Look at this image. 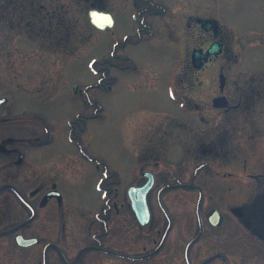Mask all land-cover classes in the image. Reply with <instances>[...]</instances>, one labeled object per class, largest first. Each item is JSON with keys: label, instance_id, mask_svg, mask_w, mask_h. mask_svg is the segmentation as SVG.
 <instances>
[{"label": "rangeland", "instance_id": "1", "mask_svg": "<svg viewBox=\"0 0 264 264\" xmlns=\"http://www.w3.org/2000/svg\"><path fill=\"white\" fill-rule=\"evenodd\" d=\"M156 2L159 3L155 1L154 4ZM118 3V0H0V97L8 99L0 114H22L27 118L39 112L43 115L44 135L40 141L44 144L33 156L43 159L45 182L55 180L63 198L57 214L56 208L50 205L44 210V242L52 239L55 228L58 247L69 262L81 246L94 245L93 234L104 231L94 217L104 207L97 188L101 173L94 164L82 161L81 149L125 179L127 170L137 161L140 140H197V104L200 96L211 98L215 94V74L222 60L212 61L201 71L191 68V51L207 44L209 37L202 35L194 24L187 26V17L211 15L214 6L216 16L227 26L224 27L227 47L236 54L235 39L229 37L233 34L231 29L238 43L240 40L248 46L246 56H263L260 43L264 38V0H204V5H200L199 0H162L167 10L163 15L150 18L154 28L157 27L153 32L136 30L146 21L143 17L136 19L138 13L132 16L130 26L123 12L119 15ZM106 7L114 10L117 25L112 30H95L85 13L90 8ZM139 34L140 42L121 47L123 36L131 35L130 39L136 40ZM114 53L129 57L133 68L111 69L110 66L109 80L104 85H110L111 76L114 83L103 90L95 88L106 77L103 61L116 62ZM185 65H188L186 82L183 80ZM225 67L229 72L228 65ZM174 76L179 80L178 96L188 101L185 123L181 122L184 113H179V105L172 97ZM74 87L78 88L76 93H73ZM94 101L102 109L97 110ZM96 111L98 117L81 125L84 127L82 133L75 124L73 135L81 133V139L72 141L69 122L77 120L76 112L95 114ZM173 111L176 113H173L172 135H165L164 128L171 123L168 113ZM206 114L213 117L214 113ZM252 115L254 128L260 127L262 114L259 109ZM153 125H157L156 134ZM9 129V126H0V137ZM253 134L260 135L255 131ZM164 160H168L167 155ZM219 179L207 173L196 179V183L205 187L200 206L203 233L188 250L191 263L199 264L201 259L218 250L224 251L230 261H236L234 264L254 263L257 259L251 252L254 245L240 227L233 225L228 215L219 227L205 222L204 214L209 209H223L222 204H218L222 201L220 190H224ZM197 197L196 192L187 189L168 190L161 196L172 220L168 248L173 250L172 263L166 260V251L142 263L123 262L100 252L86 251L78 264H181L184 243L198 232ZM159 206L151 203V225L163 231L166 221ZM26 215L23 208L13 205L12 223ZM111 218L108 233L99 236L102 245L115 251L123 247L141 248L142 244L131 242L123 245L116 222L119 216ZM124 229L128 235L135 233L127 223ZM23 233L28 235L31 231ZM4 240L7 243L0 251V264H42L39 249L19 248L7 239L0 242ZM47 264L62 262L52 252L47 256Z\"/></svg>", "mask_w": 264, "mask_h": 264}, {"label": "flooded vegetation", "instance_id": "2", "mask_svg": "<svg viewBox=\"0 0 264 264\" xmlns=\"http://www.w3.org/2000/svg\"><path fill=\"white\" fill-rule=\"evenodd\" d=\"M118 1L119 15L123 12V18L130 26L134 14L138 13L136 19L145 18L143 26H137L138 32L156 31L157 27L154 28L150 18L155 15H163L167 10L161 3L162 0ZM155 1L160 4L157 2L154 4ZM199 4L204 5V0H199ZM149 5H154L158 9L150 8ZM102 10L112 14L113 28H115L117 22L113 14L114 10L108 7L102 8ZM215 12L216 8L213 6L211 15H189L186 22L187 26L194 24L202 35L209 37L207 44L198 47V49L205 52L213 43H218L221 46L219 54L210 55L207 61L197 69V71H201L212 61L222 60L215 74V94L211 98L200 96L197 104V140H146V142L140 140V150L136 154L137 161L127 170L128 176L125 179L100 159L90 155L85 149L80 150L82 161L86 164H94L101 173L97 187L102 194L104 204L101 212L94 215L95 221L102 225L104 231L92 235L95 241L94 245H85L101 249L88 251L100 252L131 263L151 261L162 251H166V260L172 263L173 250L168 249L171 245L169 239L172 227L171 217L168 215L171 221L169 229V219L166 215L167 225L163 231L154 229L151 225V203H157L159 206V199L161 200L162 194L168 190L187 189L196 192L199 197L201 195V204L204 199L205 187L196 183V179L203 173H207L213 177L221 178L219 180L222 181L224 190L219 188L222 201L218 204H222L223 209L221 208L222 210L219 211L223 221L228 215L234 223L233 225L240 227L254 245L251 252L257 259L254 263L248 264H264V38L260 43L263 56H246L248 46L240 40L238 43V38L228 27L233 33L229 37L235 39L233 49L236 54H234L227 47L225 35L227 30L224 29L227 26L221 23ZM206 21L216 22V30L213 28L208 31L204 30L202 25ZM130 38L131 35L123 36L121 47H124L125 44L135 45L141 40L140 34L136 40ZM251 45L252 47L256 46L255 44ZM113 57L116 62H111L108 59L103 61L107 65L105 68V65L103 66L106 77L96 84L95 88L103 90L110 88L114 83V78L111 76L110 85H104L106 80H109L107 72L110 71V66L113 67L111 69L133 68L129 57L116 56L115 53ZM120 62L127 64L121 65ZM225 65H228L229 72L225 71ZM186 67L183 75L185 82L188 80V65ZM191 68H193L192 65ZM173 78L171 82L172 97L179 105V113H184L183 116L181 115V122L185 123L188 120V101L178 96L176 87L179 80L175 76ZM97 103L94 101L97 110L102 109ZM3 106L1 105L0 109ZM256 109H259L262 114V125L254 128L252 113ZM211 111L214 113L213 117L207 116L206 112ZM173 113L176 112L168 113L171 123L164 128L165 135H172ZM37 114L30 118L22 114H0V126L10 127L7 134L0 137V240L7 239L8 242H14L17 234L24 238H34L35 243L29 247H19L15 242L14 244L23 249H39L42 256L45 247L52 244L53 246L47 250V256L53 252L60 259L56 249L59 239L55 228H53L54 233L51 234L52 239L44 242V210L50 205L54 209L56 208L55 213L57 214L63 204V198L61 194L59 197L55 194V191L59 192L55 180L50 183L45 182L43 159L33 156V152L39 150L44 144L40 141L44 135V118L41 112ZM98 114V111L95 114L76 112L77 120L69 122L70 139L78 142L84 130L81 125L92 117H98ZM75 124L79 126L77 128L81 132L76 136L73 135ZM153 126L156 134L157 125ZM206 129H209L208 132ZM254 131L260 135L254 136ZM165 155L168 156L166 161L164 160ZM146 174L151 175L153 183L145 196L150 219L146 225L142 226L132 210L129 189L143 186L148 181ZM160 176H163L164 179L161 180ZM50 193L53 195L45 200L46 195ZM133 198L139 199V194L134 192ZM13 205L23 208L27 212L24 218L15 223H12ZM33 209L35 210L34 215ZM112 215L119 216L116 222L120 242L123 245L130 244V242L138 246L142 244L141 248L131 250L123 247L115 251L102 245L99 236H105L108 233V224L112 220ZM126 223L127 227L130 225L135 229V233L128 235V232H125ZM24 230L31 231V233L26 235L23 233ZM157 233L159 234L158 238H156ZM6 243L5 240L0 242V251L4 249L3 246ZM189 243V240L186 241L182 247L181 264H192L188 255L189 249H187ZM82 247L78 249L77 253ZM78 260L75 264H78ZM211 262L234 264L236 261H230L224 251L218 250L201 259L199 264Z\"/></svg>", "mask_w": 264, "mask_h": 264}, {"label": "water", "instance_id": "3", "mask_svg": "<svg viewBox=\"0 0 264 264\" xmlns=\"http://www.w3.org/2000/svg\"><path fill=\"white\" fill-rule=\"evenodd\" d=\"M86 19L88 22L98 30H104L106 28H112L114 24L113 17L111 13L107 11H102V10H97V9H90L87 11L85 14ZM216 22L214 21H206L203 25L202 28L206 31L210 30L213 28L216 30ZM221 52V46L218 43H213L205 52L202 51V49H194L192 50L191 53V62L192 66L196 69H199L205 61H207L208 57L210 55H217ZM74 91H76V88H74ZM6 102V98H0V105ZM150 187V183L144 185L140 189H137V191L140 192V200H136L132 197L130 191V197L132 200V208L138 218V220L141 222V224H146L149 218V213L148 209L145 203V194L147 190ZM57 196H59L58 192H56ZM48 195L46 196L45 200H47ZM207 221L209 224L213 226H218L222 222V216L221 214L215 210L212 209L206 214ZM15 241L18 245L20 246H29L32 243L35 242L34 239H24L20 235H17L15 237ZM49 247V246H48ZM89 249V247H85L81 249V251ZM80 251V252H81ZM62 260L65 264H73L72 263H67L64 258L62 257Z\"/></svg>", "mask_w": 264, "mask_h": 264}]
</instances>
